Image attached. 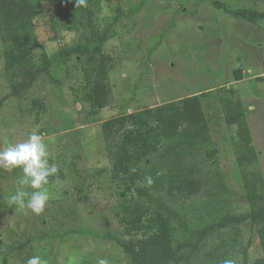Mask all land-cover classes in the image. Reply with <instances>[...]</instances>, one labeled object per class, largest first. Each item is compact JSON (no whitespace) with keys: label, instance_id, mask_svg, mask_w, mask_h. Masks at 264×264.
<instances>
[{"label":"trees","instance_id":"trees-1","mask_svg":"<svg viewBox=\"0 0 264 264\" xmlns=\"http://www.w3.org/2000/svg\"><path fill=\"white\" fill-rule=\"evenodd\" d=\"M100 1L86 0L85 6H79L76 0H0V59L8 90L0 98V107L7 99L21 102L29 105L36 122H40L43 117H52L47 115L52 109L29 98L31 89L39 82L47 84L59 93L60 100L65 83L71 81L68 89L73 103L80 106L86 121H97L111 103L109 74L115 64L106 45L117 35L118 23V17H114L100 26ZM184 1L178 0V7ZM186 1L210 2L231 18L251 25L264 20V12L252 8L228 10L213 0ZM142 4L135 5L133 11H140ZM40 30L46 37L44 44L60 40L64 33L78 34L79 42L53 54H48L42 44L38 54L35 45ZM130 49L129 46L128 54ZM243 77L242 69L233 72L234 82H241ZM215 93L223 123L230 130L228 139L246 212H233L231 192L210 135L209 117L202 107L206 94H195L153 108L120 113L102 122L100 137L109 163L107 170L99 169L90 175L81 172L74 158L82 145H67L63 155L58 154L65 169L49 177L44 187L52 191L53 179L65 180L69 176L74 197L67 191L62 193L69 198L65 204L50 191V200L38 215L39 229L11 246L2 243L10 250L0 254L1 263L17 258L26 264L32 256L29 249L34 248L33 243L56 241L62 246L77 235L112 241L121 254V264H220L224 259H234L236 264H264V176L247 123L249 109L236 98L232 88H220ZM65 125L62 121L63 130ZM60 134L58 140L63 139ZM148 176L153 183L146 187ZM95 186L98 190L106 188L114 199L111 217L121 232L83 228L79 205H83V211L88 208ZM101 218L104 225L108 217L102 214ZM96 256L81 264H94L100 258L107 259L108 264L115 262L112 255L104 257L96 252Z\"/></svg>","mask_w":264,"mask_h":264},{"label":"rangeland","instance_id":"rangeland-1","mask_svg":"<svg viewBox=\"0 0 264 264\" xmlns=\"http://www.w3.org/2000/svg\"><path fill=\"white\" fill-rule=\"evenodd\" d=\"M145 1H100L103 8L99 16L100 26L109 20L112 22L114 17H118V23L115 26L117 35L106 45V52L114 58L115 64L109 74L111 103L106 110L101 111L97 121H86L80 106L73 103L68 89L71 81L65 83L60 100L59 93L39 82L31 89L32 96L29 98L39 101L43 107L51 108L47 115L51 114L52 117L46 116L36 122L29 105L21 102L16 104L12 99H7L0 107V148L21 142L32 130H36L48 145L49 161L59 169L65 167L63 161H59L58 154L63 155L67 145L72 147L75 143L81 144L75 153L76 168L90 175L96 170L108 169L109 163L100 137L102 122L120 113H133L195 94H208L202 99V107L209 117L210 135L218 151L220 169L231 192L233 212L244 213L247 204L242 199L241 181L230 149V130L223 123L215 92L220 88H232L236 98L249 109L246 112L247 123L252 145L258 153V165L264 176V20L251 25L231 18L210 2L197 4L185 0L182 6L179 5L180 8L178 0ZM213 1L221 2L228 10L252 8L264 12V0ZM140 4L142 9L135 13L133 7ZM117 8L120 10L118 13ZM37 33L35 51L39 54V47L44 44L46 37L41 30ZM163 33V37H160ZM77 42L78 34L64 33L60 40L46 43L44 47L48 54H53L59 48ZM156 44L158 46L152 50ZM129 46L131 52L128 54ZM239 68L243 70L244 77L241 82H234L233 72ZM3 69L0 59V98L8 92ZM258 78L262 81H254ZM135 85L137 89L133 88ZM62 121L66 123L64 130L61 128ZM55 129L61 134L55 133ZM59 134L63 135V139L58 140ZM63 157L68 164L67 158ZM22 175L20 169L10 172L0 169V254L3 252L6 255L10 250V247L3 248L2 243L11 246L39 229V216L10 200V196L17 191H33L20 184ZM68 180L69 176L65 180L53 179L50 184H54V188L48 190L56 198L64 200L65 204L69 198L62 193L69 192L71 198L75 194L72 181L70 184ZM93 184L97 182L93 181ZM89 197L88 208L83 211V205H79L83 228L92 229L93 232L98 229L101 232L103 228L110 232H121L111 217L110 207L114 199L106 188L98 190L95 186ZM102 214L108 217L104 225L101 224ZM75 244L79 245L78 248L74 247ZM32 246L34 248L29 249V252L32 256H39L42 264L88 263L97 257L96 252L104 257L112 255L111 258L115 260L113 264H121L119 261L122 260L112 241L95 240L89 236L73 235L62 246L57 245L56 241L37 245L33 243ZM2 257L0 255V264ZM14 259H8V264H22L16 261L17 258ZM94 264H98V261Z\"/></svg>","mask_w":264,"mask_h":264},{"label":"clouds","instance_id":"clouds-1","mask_svg":"<svg viewBox=\"0 0 264 264\" xmlns=\"http://www.w3.org/2000/svg\"><path fill=\"white\" fill-rule=\"evenodd\" d=\"M76 5L85 6L86 0H76ZM0 169L12 171L20 169L23 173L20 184L28 186L33 191H17L10 196L12 203L29 209L33 214H41L50 193L44 186L49 183V177L55 176L59 171L55 163H50L45 142L36 130H32L21 142L0 148ZM152 177H146L145 186H151ZM26 264H42L39 256L33 255L27 259ZM98 264H108L107 259L100 258ZM220 264H236L234 259H224Z\"/></svg>","mask_w":264,"mask_h":264}]
</instances>
